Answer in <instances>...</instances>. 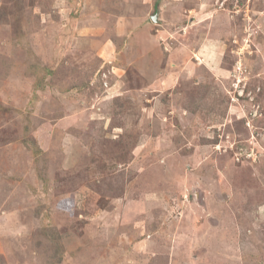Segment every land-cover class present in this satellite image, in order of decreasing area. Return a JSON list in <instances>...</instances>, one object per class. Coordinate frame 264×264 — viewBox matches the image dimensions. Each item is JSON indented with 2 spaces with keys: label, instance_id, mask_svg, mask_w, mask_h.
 I'll return each instance as SVG.
<instances>
[{
  "label": "rangeland",
  "instance_id": "obj_1",
  "mask_svg": "<svg viewBox=\"0 0 264 264\" xmlns=\"http://www.w3.org/2000/svg\"><path fill=\"white\" fill-rule=\"evenodd\" d=\"M221 2L0 0V264H264V0Z\"/></svg>",
  "mask_w": 264,
  "mask_h": 264
},
{
  "label": "crops",
  "instance_id": "obj_2",
  "mask_svg": "<svg viewBox=\"0 0 264 264\" xmlns=\"http://www.w3.org/2000/svg\"><path fill=\"white\" fill-rule=\"evenodd\" d=\"M189 12L193 11L191 9L188 10ZM188 13V12H187ZM212 16L208 17L207 19L212 17V19L209 23V28L206 27L207 35L205 36V40L207 39L208 42L204 43L203 47H200V52L204 51L208 45H211L213 47H216L215 49V56L221 55V53L226 52V44L225 43V37L231 34L232 27L230 29V17L226 15L224 12H218L217 14H211ZM159 19V18H158ZM234 18L232 17V20ZM159 21V20H158ZM207 26V25H206ZM189 25L187 26V30ZM233 34V31H232ZM211 35V36H210ZM212 47V48H213ZM222 56V55H221ZM220 57V56H219ZM218 57V58H219Z\"/></svg>",
  "mask_w": 264,
  "mask_h": 264
},
{
  "label": "built area",
  "instance_id": "obj_3",
  "mask_svg": "<svg viewBox=\"0 0 264 264\" xmlns=\"http://www.w3.org/2000/svg\"><path fill=\"white\" fill-rule=\"evenodd\" d=\"M226 1L227 0H222V2H221V7H224L225 6V4H226ZM248 1H250V0H248ZM239 3V0H237V2H236V4H238ZM105 74V76H107V73H104ZM106 82V85L108 84V82L107 81H105Z\"/></svg>",
  "mask_w": 264,
  "mask_h": 264
},
{
  "label": "water",
  "instance_id": "obj_4",
  "mask_svg": "<svg viewBox=\"0 0 264 264\" xmlns=\"http://www.w3.org/2000/svg\"><path fill=\"white\" fill-rule=\"evenodd\" d=\"M154 20L158 21L157 14L153 17Z\"/></svg>",
  "mask_w": 264,
  "mask_h": 264
},
{
  "label": "trees",
  "instance_id": "obj_5",
  "mask_svg": "<svg viewBox=\"0 0 264 264\" xmlns=\"http://www.w3.org/2000/svg\"><path fill=\"white\" fill-rule=\"evenodd\" d=\"M48 71H49V70H48ZM48 71H47V72H48Z\"/></svg>",
  "mask_w": 264,
  "mask_h": 264
}]
</instances>
